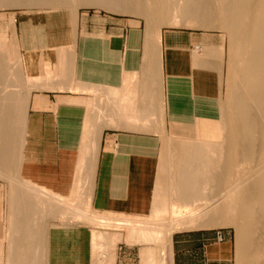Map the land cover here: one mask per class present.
Masks as SVG:
<instances>
[{
    "label": "crops",
    "instance_id": "crops-1",
    "mask_svg": "<svg viewBox=\"0 0 264 264\" xmlns=\"http://www.w3.org/2000/svg\"><path fill=\"white\" fill-rule=\"evenodd\" d=\"M79 45L78 50L99 53L82 54L79 64L67 70L60 48H45L51 64L27 76L39 93L29 102V161L22 171L23 156L17 171L25 183L5 186L3 192L9 233L17 235L7 240V264H233V242L225 230H175L166 239L151 240H140L129 230V243L117 236L112 249L96 254L87 225L61 220V201L73 196L78 180L91 212L134 218L149 214L163 133L169 121L178 119V109L201 123L208 136L221 134L220 104L212 100L222 72L218 35L165 28L158 42L143 36L141 44L139 30L131 28L120 56L116 46L103 41ZM196 148L189 147L178 160V207L189 203L186 175H199L195 164L203 158ZM195 194L197 188L190 202ZM164 208L156 206L153 212ZM137 221L114 223L132 227ZM176 224L185 223L170 225Z\"/></svg>",
    "mask_w": 264,
    "mask_h": 264
},
{
    "label": "rangeland",
    "instance_id": "rangeland-1",
    "mask_svg": "<svg viewBox=\"0 0 264 264\" xmlns=\"http://www.w3.org/2000/svg\"><path fill=\"white\" fill-rule=\"evenodd\" d=\"M150 1L152 0L142 1L147 10L144 14L134 10L136 0H126V3L117 2L113 8L92 0H65L55 9L16 1L0 5V57L6 58L5 64L1 66V72L6 79L9 93L16 96L15 100H20L21 103L20 118L14 129L17 133L14 156L9 164L0 163V192H2L0 194V264H7L9 251L7 240L17 237L9 233L11 221L7 222L5 217L4 188L16 183L19 186L25 183L18 178L17 171L20 170L23 156L24 165L21 170H26L33 136L32 132L27 130L28 119L33 116L29 102L30 97L39 91L33 87L34 83L30 82L32 79L27 76L35 73L38 67L51 64L52 57L43 53L47 51L45 48H60L57 51L65 54L62 60H66L67 70L74 69L79 64L82 54L99 53V51L78 50L80 43L99 44L103 41L110 47L116 46V52L120 56L124 52L126 36L131 28L139 30L141 44L143 36L153 43L158 42V32L165 28L189 29L218 35L223 44L222 72L218 92L215 91L212 100L216 105L220 104L221 134L214 133L215 137L208 136L209 132L202 128L201 123H194L191 115L182 114L183 108L178 109V119L169 121L163 133L156 165L152 208L149 214L134 218L91 212L88 202L82 195L85 186L78 180L73 196L63 197L61 201V220L70 219L77 224L87 225L92 235L91 250L96 254L112 249L118 241L117 236L121 237L120 242L129 243L125 240L129 230L134 236L139 226L130 227L114 223L115 220L120 219L128 222L144 221L145 225L154 230L153 235L169 234L171 231L172 235L175 230L195 228L225 230L233 242V264H254L264 261V248L255 247L245 235L238 234L233 224L227 222L228 217L235 213L233 206L222 211L217 205L220 199L217 198L218 194L225 197L229 188L239 185L244 178L252 174L253 168L264 162V135L255 136L254 148L257 149L258 157L253 159L236 146L237 139L242 138V130L230 107V93L240 79L247 49L233 48L229 33L221 25V13L217 11L209 12L203 18L184 15L179 13L178 9L182 0H169L166 13L157 14L156 6ZM210 3L212 6H217L218 0H210ZM119 33L123 34L122 38L118 36ZM102 35H104L103 39ZM141 53L140 50V58L143 57ZM49 93L53 95L54 91ZM188 121H192L193 124H188ZM207 139H211L213 143H206ZM191 146L197 147L198 156L209 160L207 166L212 169L226 167L228 170L224 172L225 178L221 188L216 187L210 180L202 181L197 188V194L193 196L196 199L190 206L178 207L180 205L176 199L178 160L188 155L187 149ZM195 165L198 168L202 164L199 162ZM197 174H200V171H197ZM36 199L34 197V200ZM156 206L165 208L163 211L153 212ZM179 222L185 224L170 225ZM187 222L197 224L190 226L186 224Z\"/></svg>",
    "mask_w": 264,
    "mask_h": 264
},
{
    "label": "bare ground",
    "instance_id": "bare-ground-1",
    "mask_svg": "<svg viewBox=\"0 0 264 264\" xmlns=\"http://www.w3.org/2000/svg\"><path fill=\"white\" fill-rule=\"evenodd\" d=\"M10 1L55 9L65 0H0V5ZM92 1L108 8H113V5L120 1L126 3V0ZM136 1L137 3L133 6L134 10L140 14L146 13L143 0ZM150 2L156 6L157 14L166 13L169 0ZM178 7L179 13L200 18L209 12L221 13V25L229 33L233 48L247 49L240 79L230 93V107L242 130V138L237 139L236 146L252 159L258 157L257 149L254 148L255 136L256 134L264 135V0H218L217 6H212L210 0H182ZM5 59L0 57V162L14 156V145L17 140V133L14 129L20 118L19 108L21 107L20 100L11 97L6 79L1 72ZM200 160L202 165L196 168L200 174L194 177L193 174L188 173L185 177V187L189 196V203L186 206H190L191 194L198 188L200 182L210 180L215 183L216 187L221 188L225 178L224 172L228 170L226 167L212 169L207 166L209 160L206 158ZM253 169L252 174L244 178L239 185L229 188L225 197L218 194L217 198L220 199L217 205L222 211L233 206L235 213L228 217L227 222L233 224L238 234L245 235L255 247L263 249L264 162ZM186 224L195 226L197 223L187 222ZM135 226L139 228L134 236L140 240L166 239L168 236V233L153 235L154 230L141 220L137 221ZM254 264H264V261L254 262Z\"/></svg>",
    "mask_w": 264,
    "mask_h": 264
},
{
    "label": "built area",
    "instance_id": "built-area-1",
    "mask_svg": "<svg viewBox=\"0 0 264 264\" xmlns=\"http://www.w3.org/2000/svg\"><path fill=\"white\" fill-rule=\"evenodd\" d=\"M218 236H219V233H218Z\"/></svg>",
    "mask_w": 264,
    "mask_h": 264
}]
</instances>
